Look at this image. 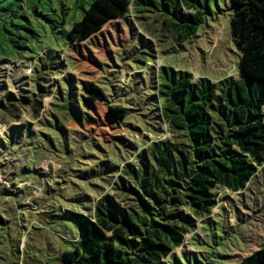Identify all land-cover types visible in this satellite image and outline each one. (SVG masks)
<instances>
[{"label": "rangeland", "instance_id": "1", "mask_svg": "<svg viewBox=\"0 0 264 264\" xmlns=\"http://www.w3.org/2000/svg\"><path fill=\"white\" fill-rule=\"evenodd\" d=\"M76 1L0 7V264H90L72 252L76 245L68 242H76V228L65 212L92 213L100 197L113 194L125 164H135L152 142L176 141L151 98L158 69L212 83L240 73L243 52L233 34L231 0H211L196 35L181 44L166 32L146 34L130 0H101L72 28L67 46V32L82 16ZM61 2L68 7L64 23ZM17 21H28L38 34L26 50L10 39ZM140 37L154 49L144 63L132 53ZM42 66L56 69L45 75ZM41 77L51 92L35 115L30 108L44 91ZM69 85L75 101L84 100L80 122L59 112L57 92L66 98ZM213 192L214 208L196 219L162 264H237L263 245L264 165L244 190Z\"/></svg>", "mask_w": 264, "mask_h": 264}, {"label": "trees", "instance_id": "2", "mask_svg": "<svg viewBox=\"0 0 264 264\" xmlns=\"http://www.w3.org/2000/svg\"><path fill=\"white\" fill-rule=\"evenodd\" d=\"M29 1L0 0V7L9 10ZM99 1H76L82 16L67 32V46L72 43V28ZM210 1L130 0V10L146 34L166 32L181 44L196 35ZM231 2L233 34L243 52L238 78L193 81L186 72L159 68L151 98L159 105L157 117L176 134V141L152 142L137 155L135 164H125L111 185L113 194L100 197L92 213L65 212L76 228V242L68 240L76 245L72 252L91 260L90 264H162L182 245L196 219L214 208L216 187L240 192L264 165V0ZM67 11L61 2L62 23ZM145 19L159 26L150 30L142 23ZM14 26L9 35L17 49L26 50L28 43L37 41L28 21ZM136 42L135 61L152 59L151 42L141 37ZM56 67L42 69L49 70L48 75ZM42 81L41 77L39 90L45 88ZM50 92L45 89L34 100L30 109L35 115L40 100ZM65 93L66 98L57 92L59 112L80 122L83 98L76 102L71 86ZM3 223L0 213V226ZM237 264H264V243Z\"/></svg>", "mask_w": 264, "mask_h": 264}]
</instances>
